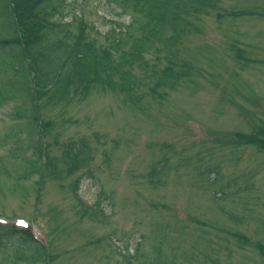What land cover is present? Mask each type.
Listing matches in <instances>:
<instances>
[{
    "label": "rangeland",
    "instance_id": "rangeland-1",
    "mask_svg": "<svg viewBox=\"0 0 264 264\" xmlns=\"http://www.w3.org/2000/svg\"><path fill=\"white\" fill-rule=\"evenodd\" d=\"M119 3L64 0L58 20L71 34L81 21L90 38L107 42L117 23L140 18L134 7L121 13ZM214 4L189 18L191 32L171 53L169 31L146 51L158 75L169 56L190 69L178 85L169 78L163 98L151 95L154 80L137 68L144 84L132 95L72 92L65 104L42 109L52 122L44 141L58 158L53 176L16 178L38 136L26 130L30 113L18 117L17 98L0 104V264H29L15 260L16 243L1 236L8 225L30 226L48 243L50 258L34 264H264V153L251 143L256 135L264 142V0ZM4 22L0 14V35ZM81 139L88 161L68 177L61 145ZM13 148H21L18 158ZM78 180L81 201L98 217L76 206Z\"/></svg>",
    "mask_w": 264,
    "mask_h": 264
},
{
    "label": "trees",
    "instance_id": "trees-1",
    "mask_svg": "<svg viewBox=\"0 0 264 264\" xmlns=\"http://www.w3.org/2000/svg\"><path fill=\"white\" fill-rule=\"evenodd\" d=\"M63 1L3 0L0 7V14L5 18L4 25L8 26L7 33L0 35V79L6 80L5 85L0 87V104L17 98L20 101L18 117L30 113V117L25 118L26 130L38 136L32 153L22 156L23 170L16 176L19 180H29L34 175L43 179L47 172H51L52 176L56 173L58 158L50 155V143L44 141L52 123L42 119V109L47 104H65L72 92L79 95L91 92L132 95L144 84L134 74L137 68L145 78L148 76L154 80L149 90L157 98H163L159 93L168 88L171 76L176 75L174 82L177 85L188 79L190 69L178 65L170 56L169 59L164 58L168 65L160 69L158 75L155 67L158 61L156 64L149 63L145 53L155 48L159 37L168 31L171 53L176 43L191 32L189 18L207 15L215 8L216 0H117L121 13L128 7H134L140 18L133 16L130 23L122 27L117 23L121 29L117 26L118 32L111 29L112 35H108L105 38L107 42L102 43L89 37L81 21L75 22L78 26L75 34L66 29L69 25L59 22V17L67 13ZM135 25L140 36L133 34ZM116 34L122 37L116 38ZM165 49L168 48H156L157 52ZM5 59L10 61V66L4 63ZM175 66L179 68L178 72H174ZM20 131V128L12 130L11 136L18 138ZM99 137L97 143L102 140V136ZM254 138L251 143L259 145L264 153L261 136ZM55 141L54 137L53 143ZM84 141L81 139L77 143L61 145L59 160L64 164L68 177L79 172L88 161L89 148ZM20 149L13 148L11 157L18 158ZM2 173L0 165V175ZM79 185L80 180L74 182L72 192L81 215L98 217L100 211L85 206L81 201ZM97 196L100 201L102 192ZM1 236L16 243L13 254L17 261L34 264L50 258L46 253L48 243L43 245L28 229L10 226L1 229Z\"/></svg>",
    "mask_w": 264,
    "mask_h": 264
}]
</instances>
